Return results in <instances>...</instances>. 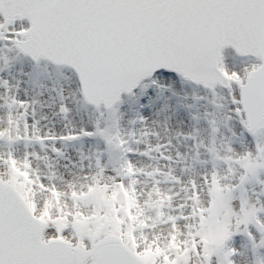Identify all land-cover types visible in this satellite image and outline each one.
Listing matches in <instances>:
<instances>
[{
	"label": "snow or ice",
	"instance_id": "snow-or-ice-1",
	"mask_svg": "<svg viewBox=\"0 0 264 264\" xmlns=\"http://www.w3.org/2000/svg\"><path fill=\"white\" fill-rule=\"evenodd\" d=\"M0 264H264V0H0Z\"/></svg>",
	"mask_w": 264,
	"mask_h": 264
}]
</instances>
